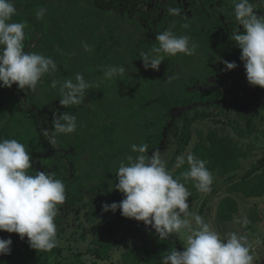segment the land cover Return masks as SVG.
Segmentation results:
<instances>
[{"label":"trees","instance_id":"obj_1","mask_svg":"<svg viewBox=\"0 0 264 264\" xmlns=\"http://www.w3.org/2000/svg\"><path fill=\"white\" fill-rule=\"evenodd\" d=\"M100 3V7L96 8L94 4V7L81 4V0H38V2L37 0H16L17 11L21 12V16L18 14L20 17L16 19L13 17L12 20L26 24V38L29 40L32 34L34 38L32 43H39L41 46L44 41L49 40L47 44L51 45L56 42L53 38L56 35L59 37V32L62 31L65 37L61 35L59 39L63 45L64 56L59 58L51 54L57 64V70L51 75L46 74L38 83L35 92L18 87L13 89L14 83L11 88H8V92H4L2 98L7 102L5 101L0 108V127L5 128V124L9 123L6 127L7 139L14 138L23 143L36 159L43 154L48 139L42 135L44 130L41 133L23 118L25 114L23 110L27 103H30L32 99L40 103L51 97L53 103L60 108V113L68 112L77 117V130L74 133L65 134V142L75 150V153L70 156L73 158L76 155L75 162L79 172L75 177L78 179L80 175L86 176L83 179L85 181L76 180L74 183L75 187L81 190L88 189L91 183L89 180L101 181L102 186H105L107 175L113 173L112 176L118 183L116 172L120 162L123 160L128 163L127 156L137 155L132 152L131 145L147 143L150 149V146L157 143L153 139L159 140L160 135L156 128L163 111L170 110L174 106L191 105L198 102L201 96L204 99L209 96H219V92L215 89H210L205 94H201L198 90L187 91V86L197 77L203 80L207 74L222 72L221 79L226 84L227 76L230 75L228 77L234 78L233 82L242 85V87L235 86L237 91L242 88L250 91L252 86L245 77V68L237 63V61L243 62L240 60L241 50L232 40L223 41L222 45L227 54L224 60L235 61L238 65L235 69L225 71L223 62L221 63L223 69L209 67L210 61L216 62L217 59L202 58L196 52L193 56L178 54L174 65L167 62L168 65H164L156 74L145 70L140 53L146 51L137 42L145 30L142 22L127 20V16L133 12L125 11V8L121 11L122 17H119L115 9L119 7V0H115V3L114 0H109L107 3L105 0H100ZM41 7L46 8L47 13L42 20L37 21L35 13ZM33 24H35V31L32 29ZM153 32V43L158 44L155 36L159 32L156 30ZM84 43L92 46L93 51H84ZM37 50L25 48L26 52H38ZM165 62L162 61L163 64ZM109 65L123 66L125 68L123 77L104 79V70ZM76 73H83L88 81H91L92 75L95 74L96 79H99V87L89 89L81 105L66 108L59 104L61 98L59 86L68 79L75 82ZM170 75L176 77L171 83L166 81ZM52 80L58 81L56 88L51 87ZM14 90L21 92L15 94ZM192 96L197 99L193 100ZM262 106L264 102L256 103L252 115H257ZM194 114L191 120L201 116L202 112H194ZM191 122L183 126L187 138L191 137V133L187 132ZM47 125L54 131V125ZM218 129L222 133L216 130L206 133L204 140L197 143L194 153L199 157L206 155L208 169L224 175L240 167L237 157L241 153L238 143L240 139L231 137L230 133L221 128ZM32 138H34L33 141H31ZM86 153L89 154V158L82 159ZM47 160V157L40 158L42 163H47ZM65 168L68 169L67 164ZM86 168L89 170L87 171ZM255 168L256 166L248 170L242 176L243 180L234 183L230 189L246 196H261L264 193V172L251 176ZM102 169L103 174H98V170L102 172ZM112 198L118 203L124 198V194L116 190ZM68 199L74 202L81 200L82 196L77 191ZM118 211L120 216L117 220L102 226L103 241L108 246L116 240V235L121 229L134 225V218L124 217L119 209ZM233 211L232 203L229 208L221 203L218 216L231 219L234 215ZM93 213L95 214L93 217H97V212ZM62 231L57 228L59 241ZM149 232L146 234L145 244L129 253L132 259L137 254H141V260L145 264L149 260L153 263L158 258L161 261L164 255L175 249L171 243L163 242L165 239H158L159 236L152 230ZM19 237L17 233L0 230V238H11L13 241L14 238L19 239ZM10 247V254L0 255V264H33V261H36L34 258L40 253L30 247L27 238L21 244L18 241L13 242ZM133 253L135 255L131 256Z\"/></svg>","mask_w":264,"mask_h":264},{"label":"clouds","instance_id":"obj_2","mask_svg":"<svg viewBox=\"0 0 264 264\" xmlns=\"http://www.w3.org/2000/svg\"><path fill=\"white\" fill-rule=\"evenodd\" d=\"M232 11L236 21L243 26L244 32L232 31L230 39L241 50L240 60L244 63L247 81L252 86L264 88V15H258L256 9H264V0H232ZM169 15L180 16L182 9L167 7ZM46 8H39L35 17L42 20ZM16 0H0V87L11 88L15 83L19 89L35 92L38 83L48 74L57 70V64L50 56L38 52H26V24L14 22L17 15ZM184 27H187L185 24ZM159 46L147 52H141L145 70H159L165 56L184 54L193 56L198 45L188 35H175L170 30L156 34ZM84 51H93L88 43L83 44ZM225 71L235 69V61H223ZM123 66L109 65L104 70V79L123 77ZM176 77L170 75L167 82ZM58 81L52 80L51 87L56 88ZM99 87L95 82L86 80L82 73L75 74V82L68 79L60 83L59 104L81 105L89 89ZM54 131L48 135V142L55 147L59 134H71L77 130V117L68 112H53ZM135 157L127 156L116 172L115 188L124 194L120 202L105 203L104 212L121 211V215L143 221L151 226L164 240L171 234H177L184 243L183 251L171 250L164 255L160 264H254L252 244L248 237L238 232L222 234L214 230L204 217L190 209L188 198L191 192L186 184L191 181L197 191L208 194L214 183V176L208 169L207 161L188 152L176 157L175 167L181 168L187 163V170L179 177L173 176L166 167L159 149L148 155L149 145L132 144ZM36 161L32 153L17 139L0 137V230L17 233L37 251L50 252L59 246L57 237V218L60 208L65 204L66 184L56 178L49 170H36L32 174ZM236 223L246 228L251 221L247 217L237 218ZM11 238H0V255L10 254Z\"/></svg>","mask_w":264,"mask_h":264},{"label":"rangeland","instance_id":"obj_3","mask_svg":"<svg viewBox=\"0 0 264 264\" xmlns=\"http://www.w3.org/2000/svg\"><path fill=\"white\" fill-rule=\"evenodd\" d=\"M232 6L229 5L221 11L219 16L217 15L216 20L221 21L217 25H222V21L226 20L225 15L227 12H233ZM18 14L21 16V12H18ZM18 14L13 16L15 17L13 19L20 17ZM171 20L169 19L165 22L162 31L170 30L175 34L174 28L177 22L176 20ZM188 23L192 24L195 21L190 17ZM34 26L35 24H33L32 29L35 31ZM189 27L192 28L193 24ZM47 28L49 30V27ZM215 28H217L216 23L203 25L201 30L194 29L191 34L185 30L181 34L178 33L177 36L188 35L193 38L192 41L198 45L197 54L209 60L217 59L216 62H210L219 67V69H223L221 63L225 61L224 56H227V54L220 52V43L224 38L223 36L215 37L209 33ZM147 38L152 39V36L147 34ZM31 39L34 38L31 37ZM53 39L56 40L55 44L48 45V40L44 41L45 43L43 42L40 46L39 43L31 44L32 40L26 38L25 48L27 47L30 50L38 49L41 51L38 52L45 56L51 57V54H53L62 58L64 56L62 42L57 35ZM177 56L178 54L176 56H165L164 61L174 65ZM237 63L239 66L244 67L243 62L237 61ZM208 66L212 67L211 65ZM150 72L156 74L158 71L150 70ZM222 76V72L207 74L203 80L197 77L192 84L187 86V91L194 92L198 90L201 94H205L210 89H215L219 92V96H209V98L205 99L201 96L198 102H194L191 105L174 106L170 110H165L161 113L159 124L156 128L160 137L159 140L153 139L157 143L150 146L151 150L149 149L148 155L151 156L154 150L159 149L162 159L166 161V167L172 172L175 178L179 177L181 172L187 170L186 167L188 168L187 163L181 168H176V157L186 155L188 152L195 154L194 150L198 146L197 143L203 141L205 134L209 131L216 130L222 133L218 129L221 128L227 133H230L229 135L231 137L240 139L238 143L241 148V153L237 156L240 168L224 175H220L209 168L215 178L211 186V192L208 194L201 193L194 187L193 182L189 181L186 187L191 192V196L187 202L189 203L190 209L204 217L214 230L222 234L235 231L246 235L252 244V253L255 257L254 264H264V193L261 196H246L242 193H235L230 189L234 183L239 180L242 181V176L254 166L256 168L253 170L251 176L264 172V106L259 109L257 115H252L255 104L264 102V88L257 85L253 86V91H247L243 88L237 91L235 90V86L242 87V85L233 82L234 78L228 77L230 75L227 76L228 83L226 84L221 79ZM84 78L87 79L86 77ZM98 81L99 79H96L95 74H93L90 82H95V84L99 85ZM16 87L17 85L14 84L12 88L15 89ZM4 92H8V88L0 87V108L5 104V101L7 102V100L2 98L5 94ZM20 92L17 90L13 91L15 94H20ZM192 97L193 100L197 99L195 96ZM59 109L53 103L51 97L40 103L32 99L23 110L25 113L23 118L41 133L44 130L42 135L48 139L45 130H48L49 134L53 130L47 124L53 125V112L60 113ZM194 112H202V115L191 120L193 115H195ZM190 121L192 122L187 132L191 133V137L187 138V133L184 132L183 126ZM8 124H5L6 127H8ZM6 127H0V137L8 138ZM65 137V134H59L55 147L49 142L45 143L44 152L40 158L47 157V163H42L40 158L36 159L32 157L36 161L32 174H35L36 170L54 171L56 178L61 180L65 178L63 182L68 188V191H66L67 197L78 191L82 199L74 201L73 203L66 200L65 204L61 206L60 214L57 218V228L60 224L62 226H68L66 234L64 235L65 240L62 242V245L52 249L50 252L39 251L40 253L34 258L36 261H33V264H145L141 260V254H137L132 259L129 253L142 247L147 239L146 234L150 233V230L155 232V229L151 228L150 225L145 226L143 221L135 220L133 226L129 225V227L123 228L118 232L116 240L111 245L108 246L104 243L102 226L117 220L120 216L118 209L115 213L112 211L104 212L102 210L103 204L115 202L112 198V195L117 190L114 187L117 182L114 176H112L114 173L107 175L105 186H102L101 181L89 180L91 183L89 182L88 189L81 190L76 188L74 185L75 181L80 182L86 176L83 174L78 179L75 177L79 172L75 162L76 155L73 158L70 157L75 153V150L74 147L66 145ZM33 140L34 138L31 139V141ZM196 156L207 161L206 155L199 157L196 154ZM87 158H89V154L86 153L82 159ZM65 164L68 166V169L65 168L66 170L64 169ZM97 173L103 174V169L102 172L98 170ZM189 187L192 189H189ZM221 203L227 208L232 203L234 210L233 218L227 219L218 216ZM94 211L97 212V217H93L95 216ZM243 217H247L251 221L246 228L235 222L237 218ZM25 238L27 237L25 236L23 239L21 237L19 239L14 238L13 242L18 241L21 244ZM158 239L160 238L158 237ZM163 242L173 244L174 248L179 251H183L184 249V243L177 234H171ZM134 255L133 253L131 256ZM158 260L159 258L153 263L149 260L146 264H160V260Z\"/></svg>","mask_w":264,"mask_h":264},{"label":"flooded vegetation","instance_id":"obj_4","mask_svg":"<svg viewBox=\"0 0 264 264\" xmlns=\"http://www.w3.org/2000/svg\"><path fill=\"white\" fill-rule=\"evenodd\" d=\"M108 1L109 0H105V3H107ZM253 2L256 3L258 2V0H253ZM114 3H115V0H114ZM81 4H85L87 6H93L94 4L96 8H99L101 3H100V0H81ZM229 5H232V0H119V3H118L119 7L115 9L119 17H122L121 11L126 9L125 11L127 12L128 11L133 12L131 15L127 16L126 18L127 20L142 22L145 30L144 32L141 33V36L139 38L140 43H139V40L137 42L138 44L142 46L144 51L147 52L151 49V47L159 46V44L153 43L154 42V32L153 31L156 30L157 32H163L162 28L164 27L165 22H167L169 19H172L171 21L176 20L177 22L176 27L174 28L175 35H177L178 33L181 34L185 30H187L188 33L191 34L193 33L194 29L201 30L203 25H208V24L211 25V24L216 23L217 28H215L213 31H210L209 33L215 37L223 36L224 38L223 41L225 42L227 40L228 41L231 40L230 36L233 30L238 29L240 32H244L243 26L239 25L238 21H236L234 17V13L227 12L225 15L226 20L222 21V25H217V23L221 21L216 20L217 15L219 16L221 11H223ZM120 6H124V7H120ZM169 6L181 8L182 15L180 16L169 15L166 11L167 7ZM255 11L257 12L258 15H264V9L258 8ZM190 17L195 21V23H192L193 24L192 28L189 27L192 24L188 23V20L190 19ZM127 20L123 19L124 22L128 23ZM185 24L187 25V27H184ZM180 29L181 31H179ZM147 34L151 35L152 39L147 38ZM61 35H63L62 31L59 32V38ZM31 37H33L32 34H31ZM31 37H30V40H33L31 39ZM222 42L220 43V48H221L220 52L226 53L224 51ZM53 43L55 44V42ZM37 51H40V50H37ZM164 65H168V63L166 62L165 64L161 63V65L159 66V69H161ZM209 65H211L212 67L215 66L214 64H211V63H209ZM215 68H219V67L215 66ZM147 70L150 71L152 69H147ZM250 90L253 91V86H251ZM64 179L62 181H64ZM189 189H192V188L189 187ZM66 191H68V188ZM68 198L69 197H67L66 199L67 201H69ZM58 228L60 231L61 229L63 230L61 233L62 235L60 237L61 242L59 244V245H62V242L65 240L64 235L66 234V230L68 226H62L60 224Z\"/></svg>","mask_w":264,"mask_h":264}]
</instances>
